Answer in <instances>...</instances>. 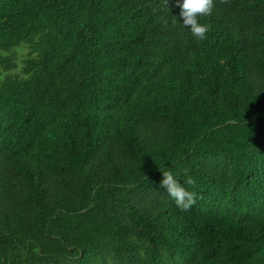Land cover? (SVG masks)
I'll return each mask as SVG.
<instances>
[{"label": "trees", "instance_id": "obj_1", "mask_svg": "<svg viewBox=\"0 0 264 264\" xmlns=\"http://www.w3.org/2000/svg\"><path fill=\"white\" fill-rule=\"evenodd\" d=\"M176 2L0 0V264H264V0Z\"/></svg>", "mask_w": 264, "mask_h": 264}, {"label": "clouds", "instance_id": "obj_2", "mask_svg": "<svg viewBox=\"0 0 264 264\" xmlns=\"http://www.w3.org/2000/svg\"><path fill=\"white\" fill-rule=\"evenodd\" d=\"M165 3L167 6V0ZM175 6L179 9V18L173 16L172 22L187 29L197 41H204L210 26L201 23L200 19L211 14L214 0H177ZM161 173L160 187L166 191L167 197L178 209L188 210L196 200V193L189 191V188L195 185L193 177L185 172L181 180L169 170L161 169Z\"/></svg>", "mask_w": 264, "mask_h": 264}, {"label": "rangeland", "instance_id": "obj_3", "mask_svg": "<svg viewBox=\"0 0 264 264\" xmlns=\"http://www.w3.org/2000/svg\"><path fill=\"white\" fill-rule=\"evenodd\" d=\"M27 52H28V50L26 48H21V49L16 51V53H17L16 63L18 65L19 69H20V67H22V61L26 57Z\"/></svg>", "mask_w": 264, "mask_h": 264}]
</instances>
